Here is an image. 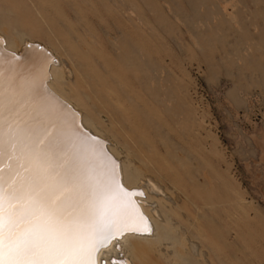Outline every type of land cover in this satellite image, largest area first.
Listing matches in <instances>:
<instances>
[{"label":"rangeland","instance_id":"rangeland-1","mask_svg":"<svg viewBox=\"0 0 264 264\" xmlns=\"http://www.w3.org/2000/svg\"><path fill=\"white\" fill-rule=\"evenodd\" d=\"M0 28L64 52L88 39L101 60L108 44L137 52L117 64L136 138L169 161L151 177L190 194L169 233L178 254L141 243L138 264H264V0H0Z\"/></svg>","mask_w":264,"mask_h":264},{"label":"snow or ice","instance_id":"snow-or-ice-1","mask_svg":"<svg viewBox=\"0 0 264 264\" xmlns=\"http://www.w3.org/2000/svg\"><path fill=\"white\" fill-rule=\"evenodd\" d=\"M24 62L0 47V264H124L103 250L153 231L134 199L144 193L124 186L121 162L74 120L11 119L6 71L10 84L29 87Z\"/></svg>","mask_w":264,"mask_h":264},{"label":"bare ground","instance_id":"bare-ground-1","mask_svg":"<svg viewBox=\"0 0 264 264\" xmlns=\"http://www.w3.org/2000/svg\"><path fill=\"white\" fill-rule=\"evenodd\" d=\"M16 37L0 28V47L6 54L14 53L24 59L19 71L26 80L31 81L29 87H23L24 80L19 78L16 83L10 84L6 71L5 104L16 106L11 119L16 123L41 120L69 125L74 120L83 133L103 141L105 149L121 162L124 186L144 193L134 199L139 205V211L144 213L153 226V231L144 234L125 233L118 241V249L115 247L117 241H113L103 250L107 253L104 259L115 258L118 262L123 259L124 264H138L139 246L146 243L154 247L148 245V249H154L159 258L169 262L172 250L178 254L179 248L177 245L175 249L171 246L169 233L178 234L182 230L180 225L176 226L173 216L180 221L184 220L181 210L190 201V194L176 191L151 177V170H164L169 161L166 156L157 154L150 157L145 151L148 144L136 138L140 131L135 130L136 123L133 125V117L126 106V102H131L133 96L124 85L126 69H118L117 64H123L129 59L136 63L137 52L127 53L119 45L112 48L108 44L112 57L101 60L93 51L97 45L81 37L76 42V49L66 48L65 52L42 39ZM63 46L66 47L65 44ZM94 65L98 66L100 77L93 74ZM81 94L89 100L91 107L79 100L78 95ZM100 110L105 111V114ZM111 129L116 132H111ZM201 152V148H196L197 162H201ZM139 226L144 227L143 224ZM183 244L184 251L192 258H205L206 254L198 243L186 237Z\"/></svg>","mask_w":264,"mask_h":264},{"label":"water","instance_id":"water-1","mask_svg":"<svg viewBox=\"0 0 264 264\" xmlns=\"http://www.w3.org/2000/svg\"><path fill=\"white\" fill-rule=\"evenodd\" d=\"M39 49H41V47L38 46Z\"/></svg>","mask_w":264,"mask_h":264}]
</instances>
